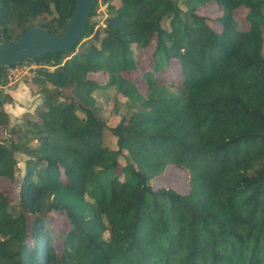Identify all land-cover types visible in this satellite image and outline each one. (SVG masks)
Masks as SVG:
<instances>
[{
  "label": "trees",
  "instance_id": "16d2710c",
  "mask_svg": "<svg viewBox=\"0 0 264 264\" xmlns=\"http://www.w3.org/2000/svg\"><path fill=\"white\" fill-rule=\"evenodd\" d=\"M116 1L70 51L23 60L43 101L20 129L0 66V264H264V0ZM74 4L0 0V41L61 33ZM172 62L179 77L162 78ZM97 89L127 99L114 126ZM170 165L186 192L156 186Z\"/></svg>",
  "mask_w": 264,
  "mask_h": 264
},
{
  "label": "rangeland",
  "instance_id": "374dc122",
  "mask_svg": "<svg viewBox=\"0 0 264 264\" xmlns=\"http://www.w3.org/2000/svg\"><path fill=\"white\" fill-rule=\"evenodd\" d=\"M109 1L117 2L116 0H108L107 2H105L104 0H98L97 4H95V14L90 17V21L97 22L98 25L96 27L104 25L105 17L107 16L106 5ZM199 12L211 18L220 15L218 7L214 3L201 8ZM246 12L247 10L244 7L239 8L235 12V16L238 19L241 27L243 28L247 27L244 20ZM215 26L216 28H219L217 24ZM152 51L153 45L141 52V70L146 68V62L150 59ZM38 70L39 65L31 61H23L21 63V66L19 65L13 68L7 67L5 69L7 79L5 84L6 87H2V89L9 95V101L4 104V110L8 114L9 129H12L13 127L20 129L22 127V124H24V122L26 121L25 113H28V115L26 116L28 118H31V115L35 114L37 106L43 101V98L39 94L42 89V85H40L35 80L36 77L39 76ZM25 71L28 72L25 73ZM126 75L137 84L141 91L145 92L146 84L141 78L139 71H127ZM159 75L164 79L178 78L179 70L177 69L176 62H172L170 68H164ZM92 77L96 78L99 81H105V76L100 73L92 75ZM94 95L98 99V102L101 104L103 117L108 120V124L111 126L116 125L120 118L119 114L125 111L127 99L125 97H119L118 100L115 101L113 89H97L94 92ZM115 107H118L117 111L119 114L112 115ZM8 137L9 133H7L6 130L1 129L0 127V141L8 144ZM106 143L111 148L115 147V138L110 135L107 136ZM18 157L19 159H22L23 155H18ZM21 166L23 167L22 163ZM5 183H7V180L0 178V188ZM155 184L156 186L174 187L175 189L183 193L188 190L185 172L171 165L167 167L166 173L156 180Z\"/></svg>",
  "mask_w": 264,
  "mask_h": 264
},
{
  "label": "water",
  "instance_id": "95a60500",
  "mask_svg": "<svg viewBox=\"0 0 264 264\" xmlns=\"http://www.w3.org/2000/svg\"><path fill=\"white\" fill-rule=\"evenodd\" d=\"M96 0H75L72 15L61 33L33 25L14 40L0 41V66H13L48 52H67L83 38Z\"/></svg>",
  "mask_w": 264,
  "mask_h": 264
},
{
  "label": "built area",
  "instance_id": "2783aa9c",
  "mask_svg": "<svg viewBox=\"0 0 264 264\" xmlns=\"http://www.w3.org/2000/svg\"><path fill=\"white\" fill-rule=\"evenodd\" d=\"M19 65L21 66V64H16V65H13V66H8V67H12V68H13V67H17V66H19ZM10 69H11V68H10ZM31 69H32V67H31ZM27 72H28V71H25V73H27ZM9 75H10V73H9ZM8 77H9V76H8Z\"/></svg>",
  "mask_w": 264,
  "mask_h": 264
},
{
  "label": "crops",
  "instance_id": "0c3cea01",
  "mask_svg": "<svg viewBox=\"0 0 264 264\" xmlns=\"http://www.w3.org/2000/svg\"><path fill=\"white\" fill-rule=\"evenodd\" d=\"M4 87H6V86H4ZM11 92V91H10ZM12 93V92H11Z\"/></svg>",
  "mask_w": 264,
  "mask_h": 264
}]
</instances>
